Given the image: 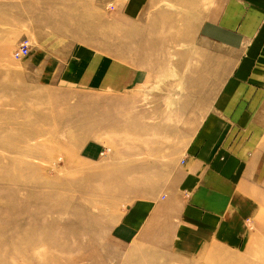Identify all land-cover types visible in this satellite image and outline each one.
I'll list each match as a JSON object with an SVG mask.
<instances>
[{"label": "crops", "instance_id": "crops-1", "mask_svg": "<svg viewBox=\"0 0 264 264\" xmlns=\"http://www.w3.org/2000/svg\"><path fill=\"white\" fill-rule=\"evenodd\" d=\"M111 1L119 55L90 29L73 44L45 37L29 62L45 87L127 89L122 104L155 103L157 119L173 120L158 128L176 139L162 195L133 203L88 264H223L247 251L264 216V0Z\"/></svg>", "mask_w": 264, "mask_h": 264}, {"label": "rangeland", "instance_id": "rangeland-1", "mask_svg": "<svg viewBox=\"0 0 264 264\" xmlns=\"http://www.w3.org/2000/svg\"><path fill=\"white\" fill-rule=\"evenodd\" d=\"M117 17L111 0H0V264L91 263L133 203L162 195L176 136L158 127L173 120L157 119L155 103L122 104L127 89L45 87L29 62L45 37L73 44L90 29L98 49L105 41L119 55ZM251 232L247 251L223 264H264V216Z\"/></svg>", "mask_w": 264, "mask_h": 264}, {"label": "built area", "instance_id": "built-area-1", "mask_svg": "<svg viewBox=\"0 0 264 264\" xmlns=\"http://www.w3.org/2000/svg\"><path fill=\"white\" fill-rule=\"evenodd\" d=\"M19 52L22 54V55H27L29 54V41L28 40H23L20 45H19Z\"/></svg>", "mask_w": 264, "mask_h": 264}, {"label": "bare ground", "instance_id": "bare-ground-1", "mask_svg": "<svg viewBox=\"0 0 264 264\" xmlns=\"http://www.w3.org/2000/svg\"><path fill=\"white\" fill-rule=\"evenodd\" d=\"M6 243V242H5ZM64 246V245H63Z\"/></svg>", "mask_w": 264, "mask_h": 264}]
</instances>
